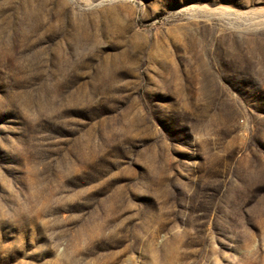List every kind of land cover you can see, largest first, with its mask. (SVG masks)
Returning <instances> with one entry per match:
<instances>
[{"label": "rangeland", "instance_id": "374dc122", "mask_svg": "<svg viewBox=\"0 0 264 264\" xmlns=\"http://www.w3.org/2000/svg\"><path fill=\"white\" fill-rule=\"evenodd\" d=\"M0 264H264V0H0Z\"/></svg>", "mask_w": 264, "mask_h": 264}]
</instances>
